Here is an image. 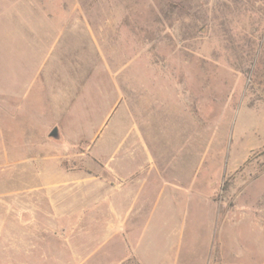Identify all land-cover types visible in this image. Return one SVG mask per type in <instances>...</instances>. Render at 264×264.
I'll return each instance as SVG.
<instances>
[{"label":"rangeland","instance_id":"374dc122","mask_svg":"<svg viewBox=\"0 0 264 264\" xmlns=\"http://www.w3.org/2000/svg\"><path fill=\"white\" fill-rule=\"evenodd\" d=\"M13 1L0 264H264V0Z\"/></svg>","mask_w":264,"mask_h":264},{"label":"crops","instance_id":"0c3cea01","mask_svg":"<svg viewBox=\"0 0 264 264\" xmlns=\"http://www.w3.org/2000/svg\"><path fill=\"white\" fill-rule=\"evenodd\" d=\"M14 2L13 0H0V18L2 17V15L5 13L3 12V8L1 6L4 7V4H5V7L8 6V9H9V15L13 18V19H16L17 21L21 22V24L24 25V29H25V33H27L28 36H31V39L30 40V48H33L35 49V42L36 41H51V37L53 36V24L50 20H46V19H41V20H35V19H26V20H21L20 17H19V6L17 3H12ZM12 8V9H11ZM17 9V14L15 12V10ZM7 15V13H6ZM12 21V20H11ZM56 30H59V32L55 35L56 37L57 36H61L62 34V29L61 28H57L56 26L54 27V31ZM13 95V93H12ZM163 181V180H162ZM131 183V181L129 182ZM126 185V184H125ZM124 185V186H125ZM163 185L164 187H169L170 191L173 192L171 193L172 195H174V190L175 192L178 191L174 185H170L169 182L167 181H164L163 182ZM99 186V185H98ZM118 189L114 188L113 191H117ZM115 224L117 226H115ZM115 224L113 226H111L110 224V228L112 229V235H116L117 233L119 234V228H121L122 224H119L117 222H115ZM115 227H118V230H114ZM121 248H123L121 246ZM133 254L136 255L137 257H139L140 259V263L141 264H151V262L147 261V259H144V257L139 254V250H138V247H135L133 248ZM122 257V255H121ZM121 257L118 258L117 260V263L116 264H122L124 260H121ZM156 264V263H155Z\"/></svg>","mask_w":264,"mask_h":264},{"label":"trees","instance_id":"16d2710c","mask_svg":"<svg viewBox=\"0 0 264 264\" xmlns=\"http://www.w3.org/2000/svg\"><path fill=\"white\" fill-rule=\"evenodd\" d=\"M124 264H139L134 258H128Z\"/></svg>","mask_w":264,"mask_h":264},{"label":"water","instance_id":"95a60500","mask_svg":"<svg viewBox=\"0 0 264 264\" xmlns=\"http://www.w3.org/2000/svg\"><path fill=\"white\" fill-rule=\"evenodd\" d=\"M57 135V128H53L50 133H49V136L50 137H55Z\"/></svg>","mask_w":264,"mask_h":264}]
</instances>
